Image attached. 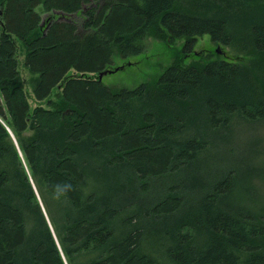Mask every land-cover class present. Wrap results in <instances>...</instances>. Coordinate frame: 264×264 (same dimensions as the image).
I'll use <instances>...</instances> for the list:
<instances>
[{
  "label": "trees",
  "instance_id": "obj_1",
  "mask_svg": "<svg viewBox=\"0 0 264 264\" xmlns=\"http://www.w3.org/2000/svg\"><path fill=\"white\" fill-rule=\"evenodd\" d=\"M204 35L244 57L99 79ZM235 117L264 119V0H0V264H264V210L223 201L236 172L184 178Z\"/></svg>",
  "mask_w": 264,
  "mask_h": 264
},
{
  "label": "rangeland",
  "instance_id": "obj_2",
  "mask_svg": "<svg viewBox=\"0 0 264 264\" xmlns=\"http://www.w3.org/2000/svg\"><path fill=\"white\" fill-rule=\"evenodd\" d=\"M185 45V39L167 43L150 38L142 53L131 56L127 60L118 61L116 67L123 66L124 69L105 76L104 84L114 89L134 88L157 79L167 68L176 63L180 55H183L184 59L181 63L182 67L208 64L218 59L232 61L238 57H244L237 55L230 47L213 42L209 35L198 37L194 49L183 54ZM218 50L221 51L220 54ZM19 55L21 74L25 88L30 94V104L33 110L39 103L34 98L31 84L33 74L25 66L26 52L21 43ZM251 58L252 56L245 57L243 62L246 63ZM255 59L257 61L259 58ZM58 92L53 96L55 100H57L55 96ZM43 106L47 107L44 103ZM203 135L205 137V134ZM205 138L209 143L214 142L213 148H210L201 161L188 171L189 174L184 175L186 181L191 183L192 181H210L213 177L229 178L230 172L235 171L227 187L229 193L223 201L232 206H240L244 210H264V119L252 122L235 117L232 124L222 129L220 134L212 136V140ZM216 168H218L217 171H215ZM42 209L45 212L44 208ZM47 220L59 248L54 227L48 217Z\"/></svg>",
  "mask_w": 264,
  "mask_h": 264
},
{
  "label": "water",
  "instance_id": "obj_3",
  "mask_svg": "<svg viewBox=\"0 0 264 264\" xmlns=\"http://www.w3.org/2000/svg\"><path fill=\"white\" fill-rule=\"evenodd\" d=\"M218 53L220 54L221 51L218 50ZM122 69H124L123 66H121V67H117V68L112 69V70H106V71H103V72H101V73L99 74V79H100V80H103L105 76H107V75H109V74L116 73V72H118V71H120V70H122ZM6 128H7V127H6ZM7 129H8L9 133L11 134V136H12L13 139H14V135L12 134V131H11L9 128H7ZM14 140H15V139H14ZM42 205H43V203H42ZM43 208H44V206H43ZM44 210H45V209H44ZM48 222H49V221H48Z\"/></svg>",
  "mask_w": 264,
  "mask_h": 264
},
{
  "label": "bare ground",
  "instance_id": "obj_4",
  "mask_svg": "<svg viewBox=\"0 0 264 264\" xmlns=\"http://www.w3.org/2000/svg\"><path fill=\"white\" fill-rule=\"evenodd\" d=\"M231 152V151H230Z\"/></svg>",
  "mask_w": 264,
  "mask_h": 264
}]
</instances>
